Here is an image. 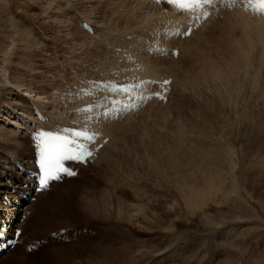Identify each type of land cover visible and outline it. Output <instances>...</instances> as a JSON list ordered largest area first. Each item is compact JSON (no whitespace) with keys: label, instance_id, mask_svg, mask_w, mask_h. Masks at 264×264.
Segmentation results:
<instances>
[{"label":"rangeland","instance_id":"rangeland-1","mask_svg":"<svg viewBox=\"0 0 264 264\" xmlns=\"http://www.w3.org/2000/svg\"><path fill=\"white\" fill-rule=\"evenodd\" d=\"M38 1L40 6L28 8L24 0H0V88L5 84L4 88L8 89L9 85L6 81L20 79L41 97L44 96L46 104L43 107L42 105L36 107L48 118L49 122L44 124H66L65 122L77 121L69 111L55 109L58 101V95L52 94L55 89H60L63 85L70 86L77 80L89 76L94 67L99 68L102 74H108L110 70L123 72L124 69L120 67H125V63L117 62L119 56L111 53L112 50L108 45L111 47L114 45L119 49L125 46L129 51L127 53L136 60L135 63L128 65L133 67L130 74L132 77L143 78L142 71L151 65L154 67L157 64L158 68L162 65L160 69L157 66L156 68L163 73V78L172 79L173 92L166 104L148 105L132 119L121 117L115 127L109 129L110 134L115 133L112 135L117 139L115 145L118 144L123 150L121 154L128 157L129 165L125 164L126 161L120 154V158L107 159L110 161L109 164L100 161L103 163L99 162L96 166H92L78 179L58 187L53 185L56 187L53 192L37 195L38 201L32 203L36 213L32 215L30 211L25 210L30 215V222L26 224L23 237L25 241L37 239L46 242L36 251L25 252L24 246L21 245L13 249V253L24 252L27 264H71V262L90 264L91 258H88V254L100 246L115 249L121 244L125 245V242L132 243L134 240L136 244L140 242L139 247L141 243H146L150 252H154L164 250L172 241L180 240L181 243L192 244L195 248H202L207 242L212 243L213 256L217 264H264V184L257 186L246 180L243 190L237 173L233 176L234 180L225 177L226 185L222 188L225 195H217L216 199L205 204L204 209L198 211L195 216L187 218L183 215V218L173 224L167 223L166 226L157 229L141 231L127 224L115 223V220L105 221L100 218L98 212L89 214V211H85L89 200H94L93 202L96 203L99 190L106 189L110 184L152 191L162 190L164 183L157 169L159 159L156 158L159 155L157 152L163 147L162 144L164 146L177 144L181 151L189 154L196 150L217 153L220 144L228 141L226 137L220 144L212 140L215 136L213 134L220 130L221 117L232 119L235 114L233 111L245 110V108L247 112L253 110L255 114L264 113V22H260L264 18H252L244 15L243 12L240 15L225 11L196 32L191 40L190 38L181 40L183 45L181 46L185 51L182 52L183 48L178 45L179 55L175 59L170 56L168 49L177 45H173L172 39L169 41L166 39L168 36H163L159 32L158 26L164 22L166 25L168 22L160 15L163 9L153 6L150 0ZM169 11L172 12L170 9L164 10L168 13ZM158 13L162 20L158 18ZM9 15L10 21L7 18ZM77 18H84L90 22L94 34L90 36L80 30L75 24ZM10 24L13 25L12 28ZM20 31H25L30 36L28 39L31 43V54L25 55L22 51L20 34L16 35ZM259 38L262 44L254 42ZM247 39L252 40L251 48L243 43ZM147 40L168 47L167 52L164 50L162 55L158 51L149 54L150 45ZM245 48L248 50L246 51ZM259 52L263 53L260 55ZM108 53L111 55L109 56ZM111 65L113 69H109ZM116 73L112 72L111 75ZM6 98L9 99L8 96L0 93V108L4 106V101L11 102ZM25 102L21 98L20 102L16 103L31 117L28 105L32 102ZM233 103L237 105L234 104V107ZM4 109L8 110L6 107ZM103 123L108 124L106 120ZM237 129L231 131L233 141L236 137L241 141L250 139L246 130H243L244 134L242 131L237 135ZM108 139L109 143L106 145H111L110 138ZM23 140L30 149V157L33 159V150L28 144V139L23 138ZM155 147L158 148L157 152ZM237 148L239 147L236 145L235 149ZM142 163L146 164V167L149 165L150 169H142ZM11 182L15 184L13 180ZM41 215L43 218L40 219ZM62 229L78 230V234L82 229V231L86 230L87 234L81 233L68 242L52 240L50 233ZM152 256L153 254H150V258ZM207 259V256L180 259V255L177 254L172 261L176 264H208ZM168 261L171 262V259H166L160 264H166ZM152 264L157 263L152 262Z\"/></svg>","mask_w":264,"mask_h":264},{"label":"bare ground","instance_id":"bare-ground-1","mask_svg":"<svg viewBox=\"0 0 264 264\" xmlns=\"http://www.w3.org/2000/svg\"><path fill=\"white\" fill-rule=\"evenodd\" d=\"M24 3H25V5H28V8H30L32 6L35 7L36 5L40 6V2L38 0H24ZM127 5H129V4H127ZM152 5L155 6L153 3H152ZM94 8H96V7H94ZM158 9H160V8H158ZM162 11H161V13L160 12L159 13H160V15H162V19L165 18L166 21H168V22H166L167 23L166 27L168 25V28H169L170 25L176 19H178V15L175 14L173 11L172 12L169 11V13L164 12V10H162ZM159 13H158V15H159ZM34 15H36V14H34ZM158 15H156V16H158ZM160 15L158 18H160ZM7 18L9 20L10 15ZM48 18L50 19V17H48ZM260 22L261 23L264 22V19ZM263 25H264V23H263ZM247 26H249V25H247ZM10 27L12 28L13 25L10 24ZM14 29H16V27ZM248 33H249V31H248ZM17 34H20V42L23 46V48L22 47L21 48L23 49L22 51L24 52V54L25 55L27 53L31 54L32 49H30L31 43L29 42V39H28V38H30L28 33L25 31H22V32L20 31V32L16 33V35ZM248 35H250V34H248ZM166 39H168L170 41V39L168 37ZM169 41H167V42H169ZM175 41H177V42H175ZM251 41H249L247 39L243 43H246V47L251 48L250 46H251V44H253ZM127 42H129V41H127ZM171 42L173 43V45H175V44L177 46L179 45L180 48L183 46L181 43V40L179 41V39L178 40L172 39ZM254 42L262 44V41L260 38ZM257 45H259V44H257ZM240 46H242V45H240ZM243 46H245V45H243ZM252 46L255 47V45H252ZM115 47L116 46L113 45L112 47H110V49L112 50L111 53H116L119 56V59L117 60V62L119 64L125 63V65L128 66V65L135 63L136 60L131 58L130 53H127L129 51H127L125 46H124V48H120V49H119V47H116V48ZM164 47L165 46L163 45V48ZM257 47H259V46H257ZM172 48H173V46H172ZM248 48H245V50L246 49L248 50ZM261 48H262V46H261ZM117 49H119V50H117ZM167 49H168V47L166 49H164L165 50L164 52H167L166 51ZM104 50H105V48H104ZM183 50L185 51L184 48L182 49V52H184ZM240 50L242 51V48H240ZM240 50H238V51L241 52ZM254 52H256V50ZM244 53H242V54H244ZM260 53L261 52H259L258 54H260ZM250 54H255V53H250ZM258 54H255V55H258ZM110 55L111 54H109V56ZM160 55H162V54H160ZM240 55H241V53H240ZM244 55L246 56L247 54H244ZM255 57H254V59H255ZM20 58H21V56H20ZM254 59H253V61H254ZM138 60L139 59H137V61ZM157 60H156V62L158 63ZM243 60H244V58H243ZM261 60H262V58H261ZM159 62H160V60H159ZM155 65L157 66V64H155ZM152 66L153 65H151L148 69H146L147 68L146 67L145 68L146 70L142 71L143 78L148 77L151 79L162 80L163 79V77H162L163 73H160V71L158 70L161 68L162 65H160V68H158V66H157L158 69L156 68V66H154V67H152ZM209 66H210V64H209ZM154 68H156V69H154ZM164 68H166V67H164ZM241 68H243V67H241ZM162 70H164V69H162ZM99 72H100V70H99ZM131 72H132V70H131ZM225 78H227V77L225 76ZM247 79H249V78H247ZM198 82H199V80H198ZM233 82H234V80H233ZM6 83H8V85H9V86H7L8 89L4 88L6 86L4 84L3 85L4 89L0 88V93H2L3 96L4 95L8 96L9 99L8 98H6V99L10 100L11 102H9V101L5 102L4 101V103H3L4 106L1 107L2 109L0 108V220H4L12 228L16 225L21 224V223H19L20 219L25 215V213L27 211H30L32 213V215H34L36 213V208L33 206L32 203H30L31 201H29V199H24V195L27 192H30L29 189L25 186L27 183L26 182L27 178H25L23 174H21L20 172L17 171V169L15 168V165L13 164V162L11 160L17 161L21 166H24L26 168H28L29 166L32 167V165H29V162L31 159L30 149L28 148L27 145H25V142L23 140L24 133L22 131H25L27 129V124L30 122H34V120L36 121V124H37V122L40 123L39 121H37L35 119V117L33 115L32 106L37 107V106L42 105V107H43L44 104H46V99L43 98L44 96L41 97L39 95V93H37L36 91H33L31 87L25 85L22 81H20V79L19 80L13 79L11 81H6ZM172 84H173V81H172L171 86H170L171 88H172ZM175 85H176V83H175ZM70 91L72 92L73 90H70ZM237 91H236V93H238ZM92 92L95 93L96 91L93 90ZM210 93L212 94V92H210ZM19 96H20V98H19ZM10 97H13V99L15 97L14 102H13V99ZM21 98L24 99L28 103L29 102L33 103V104L29 103V105H28L29 106L28 111H29V115L31 117H29L27 115V112H25V110H22L23 108L22 109L19 108L20 107L19 104L16 103V102H20ZM54 99H56V97H54ZM57 99H58V101L56 102L57 107L55 109H57V111H69V114L71 113L72 117L74 115V117L77 119V121H72V122L81 123L82 117H80L78 114L73 113L71 110L77 108L78 106L81 105L82 102H85L86 100H83V101L77 103L74 97L69 96V93H67V94L60 93V94H58ZM236 102H238V101H236ZM228 103H230V102H228ZM234 104L235 103H233V106H234ZM235 105H237V103ZM5 107L8 110H5L4 109ZM229 110H231V109H229ZM233 110H234V108H233ZM245 110H246V108H245ZM245 110H243V109L242 110L240 109L239 111L235 110V111H233L235 114H233L230 111L231 115L233 114V116H234V118H232V119H225V118L221 117V119H220L221 120L220 121L221 126L219 125L220 130L216 131L213 134V136L214 135L215 136L212 137V140L214 142H216V144H220V143H222V141L224 142V138L226 137L225 139L228 141L227 142L225 141V143L220 144V148H219L217 153H212V152H207V151L205 152L202 150H196L194 152L191 151L192 153L189 154V152L181 151V148L179 149V146L177 144H167L165 146H164V144H162L163 147H161L160 152L158 151V148L155 147L156 152L158 151L157 153L159 154L156 157L159 159L158 160L159 164H158L157 169L161 173V177H162L163 183H164V188L162 190L156 191L154 189L152 191V190H146V189H136V188H132L130 186L129 187H127V186L122 187V186L117 185V184H114V185L110 184V186L108 184H106V185H108V187H106V189L99 190L100 194H98L96 197L97 202L95 203V202H93L94 200H92V201L89 200V205L85 206V211H89V214H95V212H98L99 215L101 216L100 218L104 219L105 221H108V220L114 221L115 220V223L116 222L122 223L123 225L127 224L129 226L137 228L138 230H141V231L146 230L147 231V230H151L153 228L157 229L160 226H164V225L166 226L167 223L173 224L176 220L183 218V215H185L187 218H190V217L192 218L193 216H195V214L198 211H202L204 209L205 204L210 202L212 199H216L217 195H225V193L222 191V188L226 185V181H225L226 176L230 177V180H234L233 176L235 175V173H237L239 182L242 183L241 184L242 186H240V187L243 190L245 189L243 186L246 185V180L250 181L253 185L257 184V186L264 184V113H262L260 115V114H255L253 112V110L250 111L251 113L247 112ZM49 115H51V114H49ZM219 116H218V118H219ZM120 118L121 117H119L117 119H106V121L108 123L106 125H104V123H103L104 120L98 121L97 126L101 128L103 138H110V141L112 144L106 145L107 143H109V142H107L103 146V148L98 153L96 163L103 161V162L109 164L110 161H108L107 159H110V158L112 159L115 157L120 158L119 155L121 154V152L123 150H121L119 148L118 144H117V146L115 145L117 139H114L112 136L115 133L110 134V132H109V129L112 130L113 127H115L116 123H118L120 121ZM128 119H130V118H128ZM234 119L236 120V123H235ZM55 120H57V119L55 118ZM61 120H62V118H61ZM44 123H47V122H43L41 124H44ZM65 123H67V122H65ZM121 126L123 127L124 125L122 124ZM235 128H238L237 129L238 130L237 135H239L243 130H246L247 131L246 133L248 136H250V139H243L241 141L238 137H236V138H234V141H233L231 135L233 136L232 132L235 131ZM117 133L118 132L116 131V134ZM243 134H244V131H243ZM218 135H221V136L218 137ZM236 145L239 148L235 149ZM153 147L154 146L152 145V148ZM235 151H236V153H235ZM106 153H107V155H106ZM108 155H111V156L109 157ZM121 158L124 161H126L125 164H127V161H130V160H128V157L123 153L121 154ZM127 165H129V164H127ZM145 165L146 164L142 163L141 168L142 169L145 168L146 170L150 169L149 165H147V167ZM84 172H86V171L83 170V173H81V175H84ZM167 178H169V179L167 180ZM5 180H6V182H5ZM11 180H13L15 182V184L12 183ZM109 180H111V179H109ZM53 185L54 184H52V186ZM92 189H94V188L92 187ZM3 196L6 197L7 200H9L11 202L10 206H4L3 205V203H2L3 202ZM18 202H20L22 204L20 207L17 206ZM26 209H27V211H25ZM41 218H43L42 215L40 216V219ZM29 222H30V220H29ZM165 236L166 235H164V237ZM164 237L162 238L163 246H164V242H165ZM222 242H224V240H222ZM124 244L125 245L121 244L118 248H115V249H109V248L102 247V246L97 247L96 249H94V251L92 253L88 254V256H89L88 258H91V262L89 261L90 264H152V262L160 264L166 259H168V260L171 259V262L168 261L166 264H176L175 261L173 263L172 258L177 254L180 255V259H182L183 257L184 258H186V257L195 258V257L207 256L208 264H214V263L217 264L216 260H215V256H213L214 253H213L212 247H211L212 243H210V242L205 243L202 248H198V247L195 248L194 245H192V244H188V243L183 244V243H181L180 240H176L174 242L173 241L170 242L169 246H166V248L164 250H155L154 252H150V248L148 247V245H145L146 243L145 244L141 243V247H139V245H138V244H140V242L138 244H136L134 242V240L132 243L126 244V242H125ZM222 244H224V243H222ZM155 248H157V247H155ZM14 249H16V248H14ZM20 252L13 253V250L12 251L6 250L0 256V264H27L26 259L24 257L25 253L24 252L20 253ZM150 254L151 255L153 254L152 258H150ZM71 264H77V263L71 262Z\"/></svg>","mask_w":264,"mask_h":264},{"label":"snow or ice","instance_id":"snow-or-ice-1","mask_svg":"<svg viewBox=\"0 0 264 264\" xmlns=\"http://www.w3.org/2000/svg\"><path fill=\"white\" fill-rule=\"evenodd\" d=\"M159 2V0H158ZM169 5L176 4L181 7L182 10L192 11L195 7H203L206 4H211L212 0H167ZM259 6L261 10H264V0H258ZM208 14H205V18H207ZM191 29L188 32L184 33V35H190ZM155 83V81H152ZM171 81L164 80V85H169ZM122 87V86H121ZM122 90L127 91V89ZM142 99H150L151 95L145 96L143 93L140 94ZM159 98H165L161 96L159 92L154 93ZM128 107V106H125ZM46 135V134H45ZM77 136V140L73 141H65L64 147L55 155L51 154L48 140H42V149L40 153L39 167H40V175L38 180V185L40 190H46L50 183L54 180H59L61 176H75L76 172L70 168L64 166L65 160H76L81 163H86L93 156L92 148L89 146L90 144H94L97 140L99 133L90 131H77L75 133ZM85 141L87 143H85Z\"/></svg>","mask_w":264,"mask_h":264}]
</instances>
